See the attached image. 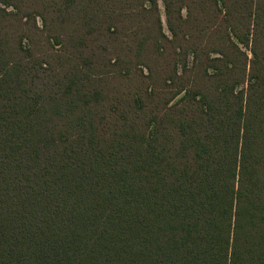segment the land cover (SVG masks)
Listing matches in <instances>:
<instances>
[{
    "label": "trees",
    "instance_id": "obj_1",
    "mask_svg": "<svg viewBox=\"0 0 264 264\" xmlns=\"http://www.w3.org/2000/svg\"><path fill=\"white\" fill-rule=\"evenodd\" d=\"M162 2L0 0V264H264V0Z\"/></svg>",
    "mask_w": 264,
    "mask_h": 264
},
{
    "label": "rangeland",
    "instance_id": "obj_2",
    "mask_svg": "<svg viewBox=\"0 0 264 264\" xmlns=\"http://www.w3.org/2000/svg\"><path fill=\"white\" fill-rule=\"evenodd\" d=\"M157 7H158V11H159L160 16H161V20H162V30L166 35H169V33L166 29V26H165L164 7H163L162 0H157ZM37 21H39L38 18H37Z\"/></svg>",
    "mask_w": 264,
    "mask_h": 264
}]
</instances>
